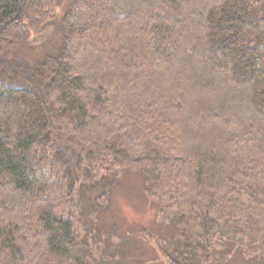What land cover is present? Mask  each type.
<instances>
[{
  "label": "trees",
  "instance_id": "trees-1",
  "mask_svg": "<svg viewBox=\"0 0 264 264\" xmlns=\"http://www.w3.org/2000/svg\"><path fill=\"white\" fill-rule=\"evenodd\" d=\"M256 2L0 0V264H93L79 184L130 166L175 207L184 251L199 235L210 258L238 181L264 194ZM58 24L56 53L15 55Z\"/></svg>",
  "mask_w": 264,
  "mask_h": 264
},
{
  "label": "rangeland",
  "instance_id": "rangeland-1",
  "mask_svg": "<svg viewBox=\"0 0 264 264\" xmlns=\"http://www.w3.org/2000/svg\"><path fill=\"white\" fill-rule=\"evenodd\" d=\"M71 1L61 0L62 8ZM253 8L256 17L264 18V0H257ZM60 30L58 24L45 43L25 47L15 55L37 62L56 53L61 44ZM105 181L111 184L106 186L103 181L91 188V193L85 177L79 184L77 217L93 264H264V194L247 177L238 181L242 194L233 205L231 220L220 225L208 260L199 235L198 251L192 255L184 251L182 227L172 223L173 216L176 220L175 207L165 194L160 200L147 197L145 176L140 170L132 166L115 168Z\"/></svg>",
  "mask_w": 264,
  "mask_h": 264
}]
</instances>
